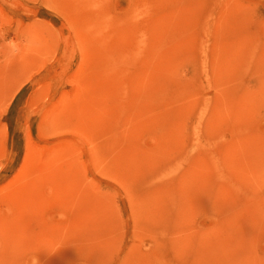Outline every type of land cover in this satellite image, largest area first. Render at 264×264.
<instances>
[{
	"label": "rangeland",
	"instance_id": "1",
	"mask_svg": "<svg viewBox=\"0 0 264 264\" xmlns=\"http://www.w3.org/2000/svg\"><path fill=\"white\" fill-rule=\"evenodd\" d=\"M153 255L264 264V0H0V264Z\"/></svg>",
	"mask_w": 264,
	"mask_h": 264
},
{
	"label": "bare ground",
	"instance_id": "2",
	"mask_svg": "<svg viewBox=\"0 0 264 264\" xmlns=\"http://www.w3.org/2000/svg\"><path fill=\"white\" fill-rule=\"evenodd\" d=\"M89 22H91L90 18H89ZM90 37L89 40L93 42V40L95 39L92 36V31L89 33ZM132 46L129 47L128 49H123L122 51L120 50L119 52L116 53L115 55V60H114V64L113 65H108L107 68L111 69L113 71H117L118 73L121 72V68H120V64L127 61L128 59H130L132 56L136 55L138 52H141V40H139L138 38L135 39L132 44ZM150 260H146L144 262H139V264H167L166 261L160 257H157L156 255H153L151 257H149Z\"/></svg>",
	"mask_w": 264,
	"mask_h": 264
}]
</instances>
